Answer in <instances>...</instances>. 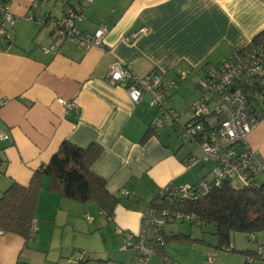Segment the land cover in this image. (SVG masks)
<instances>
[{"label":"crops","instance_id":"crops-1","mask_svg":"<svg viewBox=\"0 0 264 264\" xmlns=\"http://www.w3.org/2000/svg\"><path fill=\"white\" fill-rule=\"evenodd\" d=\"M7 1L16 22L8 38H0V129L9 135L0 140V194L12 181L28 184L68 140L100 145L91 170L109 192L126 188L133 197H122L109 219L93 203L47 189L44 176L32 237L0 233V264H130V251L121 249L124 232L138 231L146 204L168 182H194L201 175L199 167L184 168L194 151L185 149L177 123L171 121L172 130L152 126L163 112L150 106L151 93L132 102L123 84L109 80L110 66H128L139 77L158 71L164 81L181 72L185 79L198 76L204 64L219 63L264 29V0H76L85 4L77 27L93 32L103 26L102 44L58 42L49 53L41 47L54 38L43 21L59 18L64 4L75 0ZM28 11L33 20L25 18ZM140 28L145 31L134 40H123ZM176 89L168 90L175 110ZM59 97L76 100L78 109L66 113ZM247 139L264 158V117ZM258 181L264 183V172ZM80 250L87 252L82 261L76 260ZM154 257L146 264H157Z\"/></svg>","mask_w":264,"mask_h":264},{"label":"built area","instance_id":"built-area-1","mask_svg":"<svg viewBox=\"0 0 264 264\" xmlns=\"http://www.w3.org/2000/svg\"><path fill=\"white\" fill-rule=\"evenodd\" d=\"M84 9V3L68 1L64 4L63 13L59 18L43 21L54 40L50 45L42 46L41 50L45 53L54 52L58 42H73L84 48L100 46L106 32L103 26H99L93 32L83 31L77 27V23L85 18ZM25 18L33 20V12L28 11ZM15 22L8 1L0 0V38H8V29L12 28ZM144 31L145 28H140L122 38L126 42H131ZM108 77L115 84H123L134 103L149 91L150 106L163 110L161 117L154 118L152 126L164 125L166 117L163 115H170L172 121L181 128V138L196 142L201 149V154H190L183 160L184 168L203 169L204 166H208V169L194 182L183 184L168 182L160 189V197H166L169 201L196 200L222 182H228L232 186L236 183L238 187L259 184L258 176L264 172V158L250 146L247 136L264 117V51L253 50L242 54L233 51L220 64L208 65L202 69L197 82L200 94L181 115L168 106V90L177 86L174 78L164 81L162 73L158 71L139 77L128 66L121 67L119 64L110 66ZM185 77V72L177 76L179 79ZM58 102L66 113L78 109L74 99L59 97ZM184 115H187L188 119L181 122ZM0 140H9V135L2 129ZM119 195L127 198L132 193L126 188H121ZM169 219L174 220L173 222L178 219L191 220L199 224L193 215L174 213V216L170 217L167 210L147 205L141 215L138 231L124 232L121 249L130 251V264H146L151 257L157 255L158 246L164 243L163 234ZM33 230L34 225L30 236ZM2 232L0 229V233ZM247 237L256 242L253 234H247ZM256 246L252 255L264 259V244L259 243ZM233 247V244H230L227 249L231 250ZM86 256L87 252L80 250L76 254V260L82 261ZM252 257H247L245 264H253ZM205 262L214 264V256H207Z\"/></svg>","mask_w":264,"mask_h":264},{"label":"trees","instance_id":"trees-1","mask_svg":"<svg viewBox=\"0 0 264 264\" xmlns=\"http://www.w3.org/2000/svg\"><path fill=\"white\" fill-rule=\"evenodd\" d=\"M253 50L264 51V29L257 32L245 46L234 52L242 54ZM206 66L208 64H204L203 69ZM174 79L176 85L183 80ZM195 84L197 86V83ZM100 152L101 146L96 143L80 147L68 140H62L49 161L32 173L28 184L23 185L12 181L1 192L0 229L3 232L18 234L26 240L32 237L30 233L34 219V207L37 195L43 188L44 176H47L50 181L47 189L57 191L60 197L82 203H93L110 219L114 207L122 202V197L109 192L105 179L91 170V164ZM258 183L251 187H234L228 182H222L196 200L169 201L166 197H160L158 193L148 205L167 210L170 217L174 216V213L193 215L198 225H209L213 228L218 247H227L233 244L231 241L233 233L240 232L247 236V234L254 235L264 232V183L259 181ZM173 221L169 219L165 226ZM164 233V243L157 248L159 258L165 254L166 241L188 237L180 233L174 234L166 228ZM247 253H252V251ZM162 264L177 263L166 260Z\"/></svg>","mask_w":264,"mask_h":264},{"label":"rangeland","instance_id":"rangeland-1","mask_svg":"<svg viewBox=\"0 0 264 264\" xmlns=\"http://www.w3.org/2000/svg\"><path fill=\"white\" fill-rule=\"evenodd\" d=\"M198 79L199 75H191L188 79L180 81V85L175 86L177 92L173 95L171 104L176 108L178 114H183L186 107L195 102L198 98L200 91L199 88L194 85L195 82H198ZM175 87H171V90ZM163 117H166L164 122L166 126H169L167 127L168 130H172L171 116L163 115ZM187 119L188 116L184 115L181 117V122ZM177 131H179L180 134L181 128ZM170 133H172V131H170ZM182 141L186 150L190 149L194 151L193 154H201V149L195 142H188L184 139ZM207 169L208 166L199 169L200 175ZM233 186L238 187L236 183H233ZM131 197L133 196L131 195L129 198ZM146 208L147 204L141 215L145 212ZM166 229L173 231L174 234L180 233L188 237L166 241L164 244L165 254L163 257H154L158 260L156 261L157 264H162L163 261L166 260L174 261L177 264H206L205 259L209 255L214 256V264H244L246 260L245 257L253 256L252 253L257 247L255 242H252L247 236L240 232L233 233L232 235L231 241L234 244L232 250H228L227 247H218L217 238L213 234V228L209 225L200 226L191 220H177L168 223ZM254 236L261 242H264V232L256 233ZM247 250L252 251V253H247ZM253 260H256L253 264H264V259L257 256H254Z\"/></svg>","mask_w":264,"mask_h":264}]
</instances>
